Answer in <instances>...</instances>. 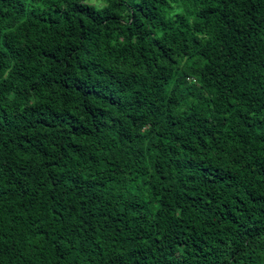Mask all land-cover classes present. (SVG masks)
I'll return each instance as SVG.
<instances>
[{
	"label": "trees",
	"instance_id": "trees-1",
	"mask_svg": "<svg viewBox=\"0 0 264 264\" xmlns=\"http://www.w3.org/2000/svg\"><path fill=\"white\" fill-rule=\"evenodd\" d=\"M0 264H264V0H0Z\"/></svg>",
	"mask_w": 264,
	"mask_h": 264
}]
</instances>
